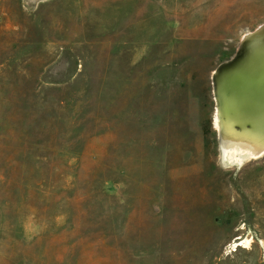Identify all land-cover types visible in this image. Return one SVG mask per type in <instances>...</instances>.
Returning <instances> with one entry per match:
<instances>
[{"label": "rangeland", "instance_id": "374dc122", "mask_svg": "<svg viewBox=\"0 0 264 264\" xmlns=\"http://www.w3.org/2000/svg\"><path fill=\"white\" fill-rule=\"evenodd\" d=\"M263 22L264 0H0V264H264V153L222 151L212 83Z\"/></svg>", "mask_w": 264, "mask_h": 264}, {"label": "water", "instance_id": "95a60500", "mask_svg": "<svg viewBox=\"0 0 264 264\" xmlns=\"http://www.w3.org/2000/svg\"><path fill=\"white\" fill-rule=\"evenodd\" d=\"M222 151L244 143L264 153V22L245 33L235 54L212 74ZM249 156L247 149L236 145Z\"/></svg>", "mask_w": 264, "mask_h": 264}, {"label": "bare ground", "instance_id": "6f19581e", "mask_svg": "<svg viewBox=\"0 0 264 264\" xmlns=\"http://www.w3.org/2000/svg\"><path fill=\"white\" fill-rule=\"evenodd\" d=\"M215 124H216V126H218V121H216V118H215ZM236 145H239V146H242V147H244L245 149H247V151H249L247 154L249 155V156H253V157H257V156H259V153L257 152V150L255 149V148H253L252 146H249V145H247V144H242V143H236V144H233L232 146H233V148H234V152H236V151H238V149L236 150V148H238V146H236ZM240 239V238H239ZM238 239V240H239ZM249 239H244L242 242H240L241 244H243V243H249Z\"/></svg>", "mask_w": 264, "mask_h": 264}]
</instances>
